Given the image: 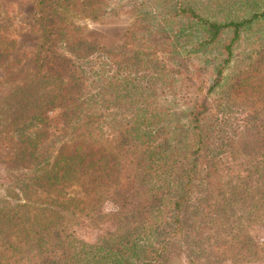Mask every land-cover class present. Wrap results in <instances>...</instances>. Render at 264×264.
Instances as JSON below:
<instances>
[{
    "label": "trees",
    "instance_id": "16d2710c",
    "mask_svg": "<svg viewBox=\"0 0 264 264\" xmlns=\"http://www.w3.org/2000/svg\"><path fill=\"white\" fill-rule=\"evenodd\" d=\"M116 11L121 42L89 43ZM32 21L34 80L0 42V264L264 260V0H35Z\"/></svg>",
    "mask_w": 264,
    "mask_h": 264
},
{
    "label": "rangeland",
    "instance_id": "374dc122",
    "mask_svg": "<svg viewBox=\"0 0 264 264\" xmlns=\"http://www.w3.org/2000/svg\"><path fill=\"white\" fill-rule=\"evenodd\" d=\"M114 0H110L112 2ZM114 2L112 3L113 6ZM35 0H0V42L12 41L14 44L7 43L6 47L10 50L7 57L8 60H17L13 68L20 70L28 81L34 80L36 65L35 54L39 39V34L33 32L32 29V16L34 11ZM130 22V19L123 12H110L101 19L91 20L85 18L81 24L84 28V36L86 40L95 45L114 48L121 42L123 33ZM3 72L0 71V91L6 92L9 86L2 81ZM256 83L264 86V65L263 71L259 77L255 79ZM6 149L1 144L0 140V157L5 156ZM5 173V166L0 161V179ZM98 172H93L88 176L87 180L97 178ZM90 182V181H89ZM85 189L92 190L94 194L83 198L84 206L89 208L99 209L101 214H109L112 210L111 205L106 202L97 186L89 183ZM100 196H102L100 198ZM97 204V205H96ZM112 221L106 220V217H96L95 214L92 220H86L85 224L76 227L79 236L89 242H94L101 234L110 229ZM254 239L258 243L264 240V233L259 228H254L251 231ZM221 264H264V260L252 263H237L225 261Z\"/></svg>",
    "mask_w": 264,
    "mask_h": 264
}]
</instances>
